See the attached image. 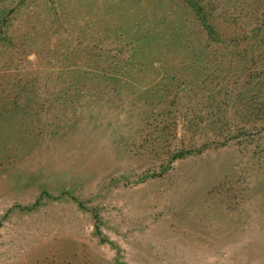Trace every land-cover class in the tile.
Masks as SVG:
<instances>
[{"label": "rangeland", "instance_id": "obj_1", "mask_svg": "<svg viewBox=\"0 0 264 264\" xmlns=\"http://www.w3.org/2000/svg\"><path fill=\"white\" fill-rule=\"evenodd\" d=\"M3 17L0 85L43 89L0 99V264H264V0H0ZM77 69L119 93L52 97ZM163 109L168 146L207 145L158 175L142 135Z\"/></svg>", "mask_w": 264, "mask_h": 264}, {"label": "trees", "instance_id": "obj_2", "mask_svg": "<svg viewBox=\"0 0 264 264\" xmlns=\"http://www.w3.org/2000/svg\"><path fill=\"white\" fill-rule=\"evenodd\" d=\"M198 11V9H197ZM198 15H200V12H198ZM7 25V19L3 17L0 21V27ZM204 27L207 30L208 35L213 36V30L210 27V25H207L203 23ZM214 39L213 37H211ZM2 39H4L2 37ZM189 47V46H188ZM112 81H109L111 80ZM118 75H112L110 77H107L104 73L98 72L97 70H93L92 72L84 71V70H68L65 71L63 81L64 85L61 86L56 94L51 95L52 97H55V99H62L64 97H69L70 99L74 97H80L82 95H95V96H102L105 95L106 91L110 94L117 95L119 93V90L115 86V82H119L118 80ZM112 82V83H109ZM14 84V87H3L0 85V99L6 98V99H13L15 101L18 98L22 97H30L37 99L38 96L40 95L41 89L35 84V79L34 80H28V79H19L16 80ZM106 83V84H105ZM117 90V92H116ZM159 91V101L158 103L162 104L164 103V93H160ZM49 92V91H47ZM166 92V91H165ZM213 92V91H212ZM210 92L209 97L207 98L206 102H210L209 106H213L212 98L214 93ZM262 110H264V100L261 102ZM218 107H220V104H218ZM159 112L155 113L153 116V120H149L147 122V125L153 126L150 131H148L146 134L144 133L142 135L143 141L145 144H147L152 153H155L157 157L162 156V161L160 162L158 169L160 170L158 175H161L162 173L166 172L168 169L171 168L172 163L177 160L181 159L183 157H186L189 154H192L194 152H199L202 150V148L207 145L205 142L202 146H194V133L190 134L188 145L184 141H182L180 144L181 145H175L171 147L170 145L166 144L168 141H170V136L171 138L175 139V135L172 134L169 136L168 133V126H169V121L167 119V113H165V110H158ZM202 120V116L198 115L196 116L195 114L193 115L192 118H188V127L189 129H194L196 128L199 124V122ZM187 125V124H186ZM220 129H228V122L227 119L220 120ZM233 134L231 132L225 134L224 137V142L232 139ZM39 201L36 200L34 204L31 206H27L29 209L35 207L38 205Z\"/></svg>", "mask_w": 264, "mask_h": 264}]
</instances>
